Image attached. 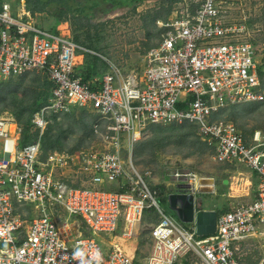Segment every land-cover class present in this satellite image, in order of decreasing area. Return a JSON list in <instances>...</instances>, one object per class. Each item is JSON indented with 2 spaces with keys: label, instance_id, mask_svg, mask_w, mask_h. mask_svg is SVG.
Listing matches in <instances>:
<instances>
[{
  "label": "built area",
  "instance_id": "1",
  "mask_svg": "<svg viewBox=\"0 0 264 264\" xmlns=\"http://www.w3.org/2000/svg\"><path fill=\"white\" fill-rule=\"evenodd\" d=\"M21 1L15 14L9 0L0 2V83L41 71L52 87L33 115V142L23 144L13 115L0 116V264H176L188 254L204 264H246L240 246L264 236V144L258 135L249 142L234 122L216 115L230 105L264 100V62L248 24L226 20L220 0H197L191 7L185 1L161 23V40L144 55L140 75L125 76L113 65L85 81L81 57L93 51L60 29L38 25ZM76 108L99 115L95 132L109 145L44 154L48 117ZM172 123L194 125L216 162L243 164L258 175L255 197L219 214L212 234L198 235L165 214L158 190L123 156L148 125ZM113 181L120 182L118 190L102 187ZM170 183L193 197L195 212L201 194L215 185L210 177L182 171L171 173ZM20 206H29L34 217L28 221ZM147 208L160 219L144 261L117 243L104 248L100 236H116L122 223L120 236L131 238ZM256 264H264V253Z\"/></svg>",
  "mask_w": 264,
  "mask_h": 264
},
{
  "label": "rangeland",
  "instance_id": "2",
  "mask_svg": "<svg viewBox=\"0 0 264 264\" xmlns=\"http://www.w3.org/2000/svg\"><path fill=\"white\" fill-rule=\"evenodd\" d=\"M185 1L190 7L198 3L197 0H143L136 7L129 5L110 11L99 8L92 18L75 19L74 24L71 19L65 20L64 16L57 25L58 12L55 9L50 12H39L33 18L38 25L46 29L54 32L60 29L70 36L79 33L87 43L92 42L98 52L90 50L101 56L105 62L102 70H110L114 65L120 68L125 76L140 75L144 68V55L161 40L164 31L161 23ZM220 7L226 15V20L245 21L248 24L251 39L255 42L259 57L264 62V0H220ZM16 10L17 12L20 10L19 5L16 6ZM81 58L83 62L84 55ZM45 79L41 71H28L8 80L12 81L11 86L18 90L19 99L23 101V106L27 107L22 121L26 119L34 105V91L45 89ZM14 107L16 106L8 97L4 102L0 100V116L15 117ZM98 118V114L85 108L51 114L47 127L49 123H58L54 131L57 130L59 139L56 141L55 149L47 152L58 151L73 155L83 151L105 149L109 145L108 142L100 133L95 132ZM216 118L234 122L249 142H255L254 137L258 135L264 144V100L227 106L219 111ZM0 146H3L2 141ZM2 154L0 150V156ZM123 156L126 159L131 157L133 164L145 176V180L158 190L157 201L163 212L186 228H190L191 223L182 215L180 201L178 206L172 205L171 193L175 185L170 183V174L175 171L192 172L199 177L212 178L216 191L201 196L208 199L216 210L229 209L239 202L253 199L256 195L257 177L254 172L243 164L229 165L216 162L212 151L192 124H150L137 141L129 145V148L128 145L123 148ZM147 172L150 174H146ZM119 186L120 182L117 181L105 182L102 185L107 190H118ZM20 212L26 214L25 218L28 221L34 217L29 206H20ZM159 219L154 208H147L135 226L136 240L133 245H136V258L139 261H144L150 253L151 229ZM122 226L121 224L120 227ZM240 248L239 254L243 262L256 264L264 253V236L249 238ZM176 264L204 263L198 257L188 254Z\"/></svg>",
  "mask_w": 264,
  "mask_h": 264
},
{
  "label": "trees",
  "instance_id": "3",
  "mask_svg": "<svg viewBox=\"0 0 264 264\" xmlns=\"http://www.w3.org/2000/svg\"><path fill=\"white\" fill-rule=\"evenodd\" d=\"M11 4L14 6L18 5L21 0H15L13 3L12 0H9ZM143 0H25L26 8L29 9L33 16L39 12H50L52 10H56L58 12L57 25L64 18L65 20L71 19L73 24L76 22L75 19H89L92 18L97 9H103L104 11H110L116 8H120L123 6L133 5L136 7ZM89 34V33H88ZM73 39L85 46L88 49H92L98 52L96 46L89 42L87 43L85 40L81 38L79 33H75L72 35ZM254 42V41H253ZM255 43V42H254ZM84 61L79 66V72L83 76L85 81H89L96 76H100L105 72L102 70L105 62L102 57L91 53L84 52ZM260 67L261 75L264 77V71ZM46 79L44 80L45 89L40 91H34L35 93V101L33 107L30 109L26 119L22 121L24 112L27 110V107L23 106V101L18 97V90L14 89L12 85V81L9 79L0 83V100L4 102V100L8 97L11 100V103L14 104L13 114L21 125V134L23 144L31 143L35 140L38 131L34 130L32 118L36 111H38L43 105H45L50 96V91L52 87V82L48 79V76L44 73ZM41 98V101H40ZM40 101V102H39ZM56 120V117H54ZM56 124L49 123L48 127L45 128L43 138H42V148L44 154H47L49 150L55 149L56 141L59 139V134L57 133ZM88 130V129H87ZM89 132V131H87Z\"/></svg>",
  "mask_w": 264,
  "mask_h": 264
},
{
  "label": "water",
  "instance_id": "4",
  "mask_svg": "<svg viewBox=\"0 0 264 264\" xmlns=\"http://www.w3.org/2000/svg\"><path fill=\"white\" fill-rule=\"evenodd\" d=\"M182 187L184 185H181ZM181 198L180 209L188 221L195 223V230L198 235H208L216 231L217 212L215 210H198L195 212L193 197L184 193L172 194V205L177 206V200Z\"/></svg>",
  "mask_w": 264,
  "mask_h": 264
},
{
  "label": "crops",
  "instance_id": "5",
  "mask_svg": "<svg viewBox=\"0 0 264 264\" xmlns=\"http://www.w3.org/2000/svg\"><path fill=\"white\" fill-rule=\"evenodd\" d=\"M13 3L15 2V0H12ZM19 7L21 8V5H22V1L20 3H18ZM17 6V5H16ZM16 6L13 7L12 5V10L17 13V10H16ZM225 164V163H224ZM230 165V164H229ZM251 170V169H250ZM252 172H254V174L256 175L257 177V182H258V175L255 171L251 170ZM214 188H215V185H214ZM216 191V189H213V190H210V191H205L203 192L202 194H210L212 192ZM181 192L180 189H178L176 186L174 187V190L172 191L171 194H174V193H179ZM172 196V195H171ZM202 197V196H201ZM178 201H180V206L182 205V201H181V198H178L177 200V206H178ZM202 206L200 208H198V210H215L217 212V216L219 214H221L222 212L226 211V210H229V209H220V210H216V208H214V206L211 204V202L206 199V198H203L202 197ZM181 210V209H180ZM182 212V211H181ZM183 215V213H182ZM185 218V217H184ZM157 223V222H156ZM191 223V226L189 227H194L195 228V223L193 222H190ZM122 224V223H121ZM155 224V223H154ZM153 224V225H154ZM137 225V224H136ZM121 230L122 228L120 227V229L117 230V232L115 233L116 236H100V240L103 242V245H104V248L105 249H110L112 247L113 244H119L127 253L131 254V255H135L136 256V245H133V242L134 240H136V236L135 234L133 235V237H131L132 239H124L123 237L120 236V233H121ZM135 232V231H134ZM151 251V250H150ZM149 255V254H148Z\"/></svg>",
  "mask_w": 264,
  "mask_h": 264
}]
</instances>
